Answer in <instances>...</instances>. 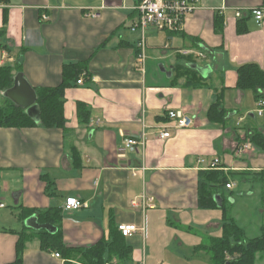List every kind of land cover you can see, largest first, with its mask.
<instances>
[{"label":"crops","instance_id":"1","mask_svg":"<svg viewBox=\"0 0 264 264\" xmlns=\"http://www.w3.org/2000/svg\"><path fill=\"white\" fill-rule=\"evenodd\" d=\"M142 1L0 0V67L20 66L35 90L60 85L66 65L84 68V83L65 93L66 130L0 128V264L17 259L23 211L59 210L64 243L77 249L136 225L124 239L131 264H213L202 246L221 239L230 221L248 239L264 234V116L255 114V94L237 88L240 66L264 70V21L253 15L264 0H199L182 32L147 31L143 65L142 34L131 30ZM93 11L101 18L87 17ZM79 102L90 108L88 125ZM219 102L225 117L213 122L208 113ZM182 110L194 127L164 140L149 135L136 153L125 148L128 136L154 133L168 112ZM249 141L253 149L240 153ZM201 187L215 208L200 207ZM142 196L155 207H132ZM68 198L86 205L67 211ZM55 254L35 238L24 264H65Z\"/></svg>","mask_w":264,"mask_h":264},{"label":"trees","instance_id":"2","mask_svg":"<svg viewBox=\"0 0 264 264\" xmlns=\"http://www.w3.org/2000/svg\"><path fill=\"white\" fill-rule=\"evenodd\" d=\"M19 72H21V67L17 65L0 67V128H30L41 125L46 129L66 130L65 93L69 88L78 85L81 74L84 72L83 66L80 64L66 65L60 85L36 89L37 105L40 112L39 122H36L25 110L4 97L5 91L14 86L15 77ZM237 73V88L239 90L252 91L258 101L264 99V70L259 65L254 63L242 65L237 69ZM77 109L80 123L88 125L90 108L85 103L79 102ZM208 116L213 122H222L225 112L221 108L220 102L210 108ZM261 139L260 135L252 137V141L257 145L262 143ZM224 182H226V178L219 180L218 183L224 184ZM203 192L201 187L200 207L203 209L215 208L213 194L206 189L207 193ZM36 214L39 223L51 224L58 228V232L51 234L27 228L26 232L20 233L17 243V259L13 264H24L26 243L35 238L40 240L43 250L57 252L60 256H64L65 264H131V250L125 244V237L118 228H113L111 241H101L88 249L69 248L65 245L60 231L63 219L61 212L57 209L39 212L23 211L19 218L26 221ZM202 248L210 250L213 264H256L258 254H264V234L258 238L248 239L242 229L230 221L225 223L221 239L215 241L211 247L203 244Z\"/></svg>","mask_w":264,"mask_h":264},{"label":"built area","instance_id":"3","mask_svg":"<svg viewBox=\"0 0 264 264\" xmlns=\"http://www.w3.org/2000/svg\"><path fill=\"white\" fill-rule=\"evenodd\" d=\"M199 0H143L141 4L136 8L138 14V20L133 24L131 30L133 32L140 31L142 34L141 45L139 49L142 51L139 54L138 61L140 64H144L146 60L145 55V39L149 29H155L158 32L168 33H180L183 31V25L185 19L197 9ZM253 15L258 25H261L264 21V10L255 9ZM238 18L242 17V13L238 12L236 15ZM87 17L93 19L101 18L100 11H93L87 14ZM43 20H48V17L44 16ZM84 83L83 76L78 81V85ZM255 114L259 117L264 116V99L258 101V108ZM196 125V118L185 111H170L167 114V122L159 124L155 128L154 133H149L146 127L138 135L128 136L125 140V148L133 153L138 152L139 149H144L149 135H154L158 139H168L172 135V131L176 129H189ZM253 144L249 141L243 148L240 149V153L251 151ZM205 160H201V164H205ZM219 164V159L214 160L208 169H215ZM140 169H132L133 177H137ZM145 170V168H142ZM231 188L232 185H228ZM154 199L147 196L136 197L131 201V206L134 208L153 209ZM85 203L77 198H68L66 201L65 209L67 211L79 210L85 207ZM3 207V206H2ZM119 232L123 237L127 238L133 233H137L140 229L136 225H120L118 227ZM56 258H60L59 254H55ZM229 259V257H227Z\"/></svg>","mask_w":264,"mask_h":264},{"label":"water","instance_id":"4","mask_svg":"<svg viewBox=\"0 0 264 264\" xmlns=\"http://www.w3.org/2000/svg\"><path fill=\"white\" fill-rule=\"evenodd\" d=\"M4 97L11 100L17 107L25 110L26 113L36 122L40 121V112L37 105V92L25 79L22 73L16 75L14 86L5 91ZM25 226L34 231H46L51 234H56L58 232L57 227L51 224L39 223L37 216L28 218L25 221Z\"/></svg>","mask_w":264,"mask_h":264}]
</instances>
